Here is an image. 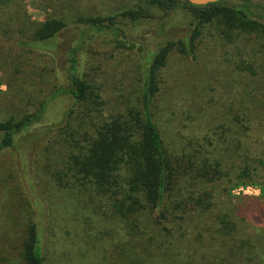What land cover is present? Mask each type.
Returning a JSON list of instances; mask_svg holds the SVG:
<instances>
[{"label":"rangeland","instance_id":"374dc122","mask_svg":"<svg viewBox=\"0 0 264 264\" xmlns=\"http://www.w3.org/2000/svg\"><path fill=\"white\" fill-rule=\"evenodd\" d=\"M143 2L146 0H0V20H6L14 10L34 21L49 16L64 19L67 27L57 45L61 50L79 16L114 14ZM239 3L247 4L264 20V0L222 2L231 6ZM183 6H172L167 14L149 6L152 19L122 21L133 49L128 44L113 47L95 42L83 50L81 72L101 87L107 102L104 115L124 108L122 95L132 92L127 76L138 65L140 49L154 50L166 38L177 39L189 28L193 10ZM201 33L194 53H171L160 72L154 115L161 134L175 146L194 139L201 142L205 134L217 141L215 130L221 124L229 125L228 110H236L241 97L246 96L253 116L248 143L252 154L264 161V52L254 54L244 41L228 42L219 35L215 22L205 24ZM17 39L12 31H0V120L32 111L38 99L50 96L53 84L59 83L51 72L53 62L21 51ZM241 61L253 63L255 74L239 70ZM44 68H48L46 72ZM34 71L44 73V78L33 75ZM71 104L69 96L50 101L44 120L32 127V134L44 137L48 126L60 123ZM22 136L16 137L15 147L0 150V264H21V244L30 222L42 232L44 264H143L139 256L148 260L147 264H264L263 168L257 173L258 183L229 189L232 182L224 178L214 185L212 213L186 220L187 235L174 244L166 245L163 236L157 235L148 243L151 252L158 251L151 260L139 248L146 237L130 238L105 207L89 202L86 194L60 187L56 174L63 170L56 142L62 136L59 128L43 140L32 141L37 146L33 150L28 146L30 140L22 144ZM214 155L221 156L226 170L229 152L216 151ZM234 176L236 172L231 180ZM226 214L237 223L234 231L222 224Z\"/></svg>","mask_w":264,"mask_h":264},{"label":"trees","instance_id":"16d2710c","mask_svg":"<svg viewBox=\"0 0 264 264\" xmlns=\"http://www.w3.org/2000/svg\"><path fill=\"white\" fill-rule=\"evenodd\" d=\"M222 2L193 5L187 0H146L114 14L79 16L74 20L73 33L61 50L57 45L59 35L67 27L64 19L49 16L34 21L14 10L6 20H0V31H12L18 37L21 51L30 55L36 53L37 57L53 62L51 72L55 73L59 83L53 84L54 91L50 96L38 99L32 111L0 120V150L15 147L16 137L24 133L22 144L27 145L30 140L28 146L33 150L37 146L32 145V141L43 140L53 129L59 128L62 136L56 142L63 170L56 174L60 187L68 188L74 194H86L89 202L105 207L130 238L146 237L145 244L139 248L149 258L156 251L151 252L148 243L157 235L163 236L166 245L183 239L187 235L186 220L212 213L214 185L224 178L232 182L229 189L258 183L259 168L264 169L263 158L253 155L248 143L249 123L253 116L248 111L246 96L241 97L236 110H228L229 125L221 124L215 130L217 141L205 134L201 142L194 139L175 146L162 136L155 121L162 68L171 53L184 56L194 53L196 39L205 24L215 22L219 35L228 42L244 41L254 54L264 52V20L247 4L231 6ZM180 3L193 10L194 20L189 28L177 39L166 38L154 50L140 49L134 76L132 73L127 76L132 81V92L122 95L124 108L104 115L107 102L101 87L87 78L88 73L81 72L83 50L95 42L111 43L113 47L130 45L129 49H133L134 45L128 44L122 21L123 24L124 21H148L154 17L149 6H156L167 14L172 6H180ZM237 68L255 74L251 62L241 61ZM32 73L44 78L40 71ZM40 81L46 85L44 79ZM59 96L72 99L60 123L48 126L44 137L32 134V127L44 120L49 102ZM222 150L229 152L226 170L221 156L214 155ZM234 172L236 179L231 180ZM231 217L226 214L222 224L234 231L237 223ZM222 230L225 232L226 229ZM42 236L34 222L27 225L21 244V264H44ZM139 258L147 264L148 260Z\"/></svg>","mask_w":264,"mask_h":264},{"label":"water","instance_id":"95a60500","mask_svg":"<svg viewBox=\"0 0 264 264\" xmlns=\"http://www.w3.org/2000/svg\"><path fill=\"white\" fill-rule=\"evenodd\" d=\"M193 5H207L210 3L218 2L220 0H187Z\"/></svg>","mask_w":264,"mask_h":264},{"label":"built area","instance_id":"2783aa9c","mask_svg":"<svg viewBox=\"0 0 264 264\" xmlns=\"http://www.w3.org/2000/svg\"><path fill=\"white\" fill-rule=\"evenodd\" d=\"M248 188V187H247ZM240 189H242V188H240Z\"/></svg>","mask_w":264,"mask_h":264}]
</instances>
